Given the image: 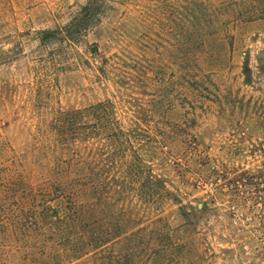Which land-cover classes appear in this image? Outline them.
I'll use <instances>...</instances> for the list:
<instances>
[{
  "label": "rangeland",
  "instance_id": "rangeland-1",
  "mask_svg": "<svg viewBox=\"0 0 264 264\" xmlns=\"http://www.w3.org/2000/svg\"><path fill=\"white\" fill-rule=\"evenodd\" d=\"M90 1L0 0V189L7 170L50 179L41 122L116 101L127 264H264V0H96L92 18ZM76 20L77 43L41 42ZM6 232L0 264H20Z\"/></svg>",
  "mask_w": 264,
  "mask_h": 264
},
{
  "label": "trees",
  "instance_id": "trees-1",
  "mask_svg": "<svg viewBox=\"0 0 264 264\" xmlns=\"http://www.w3.org/2000/svg\"><path fill=\"white\" fill-rule=\"evenodd\" d=\"M83 10L92 18L97 1L91 0ZM247 13L241 19H255L251 10ZM88 21L44 31L41 42L52 38L77 43L90 28ZM40 129L48 142L43 151L50 179L36 188L25 174L7 170L2 181L9 186L2 184L0 189L1 226L8 238L27 247L20 264H71L84 259L92 264H127L132 257L140 261L141 251L127 254V108L109 100L83 110L58 111L49 123L41 122ZM84 143L88 146L82 152L79 146ZM142 172L146 170L138 160L135 176ZM166 200H157L158 206ZM186 209L193 215L202 208Z\"/></svg>",
  "mask_w": 264,
  "mask_h": 264
}]
</instances>
